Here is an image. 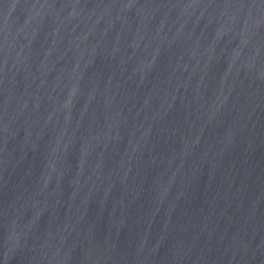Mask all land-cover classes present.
I'll list each match as a JSON object with an SVG mask.
<instances>
[{
    "label": "water",
    "instance_id": "obj_1",
    "mask_svg": "<svg viewBox=\"0 0 264 264\" xmlns=\"http://www.w3.org/2000/svg\"><path fill=\"white\" fill-rule=\"evenodd\" d=\"M0 264H264V0H0Z\"/></svg>",
    "mask_w": 264,
    "mask_h": 264
}]
</instances>
